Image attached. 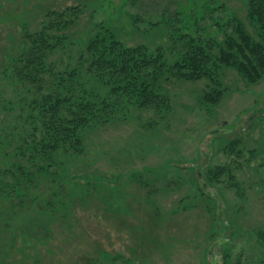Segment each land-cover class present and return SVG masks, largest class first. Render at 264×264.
Masks as SVG:
<instances>
[{
    "label": "rangeland",
    "instance_id": "obj_1",
    "mask_svg": "<svg viewBox=\"0 0 264 264\" xmlns=\"http://www.w3.org/2000/svg\"><path fill=\"white\" fill-rule=\"evenodd\" d=\"M246 2L0 0V70L22 28L37 31L51 11L80 9L68 31L71 51L61 55L69 64L101 28L127 46L160 49L173 64L190 13L187 25L200 20L187 30L195 36L221 40L220 24L236 16L259 40ZM220 5L225 10L213 11ZM177 12L182 23L166 19ZM221 80L227 91L212 105L203 100L208 81L165 73L170 112L133 106L117 122L85 130V154L63 157L61 202L47 205L32 192L35 201L12 217L0 203V264H228V252L229 264H264V81L249 84L231 68ZM216 166L230 168L234 180L210 184L206 173Z\"/></svg>",
    "mask_w": 264,
    "mask_h": 264
},
{
    "label": "trees",
    "instance_id": "obj_2",
    "mask_svg": "<svg viewBox=\"0 0 264 264\" xmlns=\"http://www.w3.org/2000/svg\"><path fill=\"white\" fill-rule=\"evenodd\" d=\"M246 4V19L259 40L236 16L220 24L226 28L221 40L195 36L187 30L193 24L199 27L200 20L187 25L192 22L190 13L183 23L187 30L177 38L179 56L173 64L160 49L152 53L146 46H127L103 28L77 59L68 55L75 61L69 64L61 55L73 46L68 31L79 18L78 7L48 12L37 31L23 27L0 70V203H7L6 215H18L36 198L47 205L61 202L69 176L63 159L85 154V130L115 123L133 106L170 112L171 99L160 87L165 73L177 80L208 81L203 100L212 105H219L227 91L221 80L225 69L236 70L249 84L264 81V0ZM217 10L225 7L213 9ZM182 13L165 17L179 24ZM133 20L140 21L138 16ZM237 146L235 140L226 148L235 153ZM223 178L234 180L230 168H208L210 184ZM32 192L38 197L33 199ZM258 236L264 242V231Z\"/></svg>",
    "mask_w": 264,
    "mask_h": 264
}]
</instances>
